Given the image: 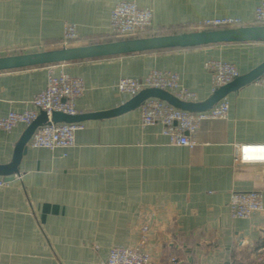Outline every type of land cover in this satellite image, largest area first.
Masks as SVG:
<instances>
[{
	"label": "crops",
	"instance_id": "obj_1",
	"mask_svg": "<svg viewBox=\"0 0 264 264\" xmlns=\"http://www.w3.org/2000/svg\"><path fill=\"white\" fill-rule=\"evenodd\" d=\"M133 2L153 12L158 31L195 30L198 20L239 18L256 25L264 0H0V57L56 48L67 24L80 41L111 38L113 7ZM209 59L245 75L264 62V43L221 44L60 63L84 81L78 115L108 112L133 97L123 77L176 72L198 101L213 91ZM50 65L0 71V117L32 109ZM228 116L202 124L194 148L171 145L161 124L143 125L140 107L82 120L70 148L28 146L18 173L0 175V264H99L115 246L143 248L150 264L264 263V166L234 163L235 144L264 143V86L255 82L226 98ZM28 126L0 130V165H9ZM258 190L263 210L235 218L234 191ZM260 257L263 260H260Z\"/></svg>",
	"mask_w": 264,
	"mask_h": 264
},
{
	"label": "built area",
	"instance_id": "obj_2",
	"mask_svg": "<svg viewBox=\"0 0 264 264\" xmlns=\"http://www.w3.org/2000/svg\"><path fill=\"white\" fill-rule=\"evenodd\" d=\"M254 23L264 24V2L255 10ZM246 26V23L233 17H213L198 20L193 29L207 30L217 28H233ZM111 36L118 39L140 38L157 34L153 27V12L150 8H142L133 2L123 1L116 4L110 16ZM78 30L74 24H67L64 36L58 47H70L80 41ZM50 65V71L45 88L36 94L32 100L33 108L24 112H10L0 117V130L10 132L16 126L23 124L30 126L42 112L48 116V122L38 127L28 141L32 148H70L75 144L76 132L83 129L82 122L64 123L51 120L53 112L77 115L76 100L85 90L84 81L63 71L57 73ZM205 67L211 72L213 91L232 82L240 72L231 62L209 59ZM264 86V75L255 81ZM121 93L134 97L148 88H157L170 92L184 102H199L195 92L188 90L180 81L176 72L152 70L142 78L123 77L117 83ZM227 98V97H226ZM226 98L221 99L213 107L201 112L181 110L158 98H149L140 106L141 122L143 125L161 124L163 134L171 145L194 148L198 142L196 135L203 122L222 120L228 116L229 105ZM234 163L238 166L258 164L264 166V143L235 144ZM5 180L0 177V187ZM263 195L258 190L234 191L231 193L229 207L235 218H248L252 214L263 210ZM148 228L144 227L141 245L138 247L115 246L111 249L106 260L99 264H150L151 255L143 248L147 242ZM262 261L263 258L260 257ZM172 264L181 263L177 257L171 258ZM246 264V263H229ZM264 264V263H262Z\"/></svg>",
	"mask_w": 264,
	"mask_h": 264
},
{
	"label": "water",
	"instance_id": "obj_3",
	"mask_svg": "<svg viewBox=\"0 0 264 264\" xmlns=\"http://www.w3.org/2000/svg\"><path fill=\"white\" fill-rule=\"evenodd\" d=\"M264 43V24L240 26L233 28H217L192 30L181 33L154 35L140 38H127L110 42L91 43L79 46L58 47L44 51L0 57V71L30 66L54 65L81 60L99 59L113 56L157 52L170 49H188L221 44ZM264 75V62L245 75H240L232 82L214 91L212 96L203 102H184L166 90L148 88L134 96L122 106L108 111L81 115H68L53 112V122L74 123L90 118H103L121 114L140 107L149 98H158L185 111L201 112L210 109L231 92L255 82ZM48 122V116L42 112L28 126L17 145L13 161L6 166L0 165V175L11 176L18 173V164L27 150V143L35 130Z\"/></svg>",
	"mask_w": 264,
	"mask_h": 264
},
{
	"label": "trees",
	"instance_id": "obj_4",
	"mask_svg": "<svg viewBox=\"0 0 264 264\" xmlns=\"http://www.w3.org/2000/svg\"><path fill=\"white\" fill-rule=\"evenodd\" d=\"M186 31H191V30L185 29V30H173V31L172 30L159 31L157 34H154V35H165V34L181 33V32H186ZM154 35H152V36H154ZM115 40H120V39L111 36V38L105 42H110V41H115ZM100 43H102V42H100ZM170 50H172V49H170Z\"/></svg>",
	"mask_w": 264,
	"mask_h": 264
}]
</instances>
